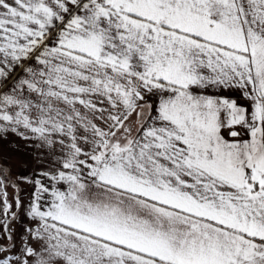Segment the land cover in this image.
I'll return each mask as SVG.
<instances>
[{
  "label": "snow or ice",
  "instance_id": "snow-or-ice-1",
  "mask_svg": "<svg viewBox=\"0 0 264 264\" xmlns=\"http://www.w3.org/2000/svg\"><path fill=\"white\" fill-rule=\"evenodd\" d=\"M0 146V264H264V0H0Z\"/></svg>",
  "mask_w": 264,
  "mask_h": 264
},
{
  "label": "crops",
  "instance_id": "crops-1",
  "mask_svg": "<svg viewBox=\"0 0 264 264\" xmlns=\"http://www.w3.org/2000/svg\"><path fill=\"white\" fill-rule=\"evenodd\" d=\"M13 140V143H22V141H19L15 137L11 138ZM0 150H2L5 154H9L12 156L11 164L13 165L14 174L19 172L21 170L23 160L26 159L21 152H12L11 149L7 146H0ZM22 187H26L23 186ZM11 191V190H10ZM22 196H26L27 192L21 193Z\"/></svg>",
  "mask_w": 264,
  "mask_h": 264
}]
</instances>
